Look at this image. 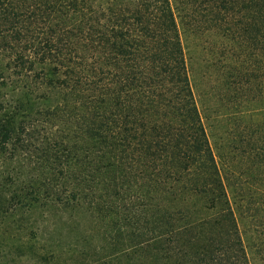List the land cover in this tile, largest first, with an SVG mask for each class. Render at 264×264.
I'll list each match as a JSON object with an SVG mask.
<instances>
[{"label": "trees", "instance_id": "1", "mask_svg": "<svg viewBox=\"0 0 264 264\" xmlns=\"http://www.w3.org/2000/svg\"><path fill=\"white\" fill-rule=\"evenodd\" d=\"M191 37L264 98V0H0V264H251L264 124L213 146Z\"/></svg>", "mask_w": 264, "mask_h": 264}, {"label": "rangeland", "instance_id": "2", "mask_svg": "<svg viewBox=\"0 0 264 264\" xmlns=\"http://www.w3.org/2000/svg\"><path fill=\"white\" fill-rule=\"evenodd\" d=\"M185 45L197 103L213 146L228 135L234 140L239 152V147L247 149L246 137L240 131L245 128L250 135L256 131L257 123L264 124V98H257L251 93V89L243 88L240 93H236L237 87L230 84L233 80L231 72L226 77L220 75L224 64L220 58L222 51L211 48L208 38L191 37ZM250 108L255 111L248 112ZM218 161L220 162V158ZM234 207L251 264H264V236H260V214L256 208H248L249 205L245 202L242 206L235 203ZM86 219H81V223H86ZM65 221L66 219L62 221L64 226L59 223L56 228V233L62 235L64 240Z\"/></svg>", "mask_w": 264, "mask_h": 264}]
</instances>
